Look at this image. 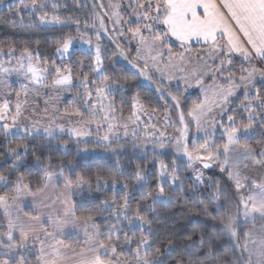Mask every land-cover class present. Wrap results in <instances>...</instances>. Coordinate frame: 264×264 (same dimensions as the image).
I'll return each mask as SVG.
<instances>
[{"label":"snow or ice","instance_id":"1","mask_svg":"<svg viewBox=\"0 0 264 264\" xmlns=\"http://www.w3.org/2000/svg\"><path fill=\"white\" fill-rule=\"evenodd\" d=\"M3 3V0H0ZM130 4H135L133 9L134 14L137 17V23L135 27L129 26L127 33L130 34L129 39L135 40L139 47L137 48L136 59L144 61V67L139 69V73L146 78L148 77V59L153 61L152 67L157 72L161 73V82L159 87L163 88V79L166 72L171 69H178L181 72L186 71L184 66V55L180 54V63H174L169 60L164 68H160L156 61L158 58H162V49L168 46L167 42L170 38H175L180 42V46L184 48L185 52L190 51L191 42L193 40L202 41L208 46V56L212 58L220 59V67L217 71H221L223 65L227 61L228 64L232 63L229 58L231 53H240L245 60H251L254 57H259L264 60V0H130ZM96 5H93L95 7ZM12 6H10L11 8ZM18 7L24 9H30L34 13H42L39 15L41 22H51L55 24H64L65 21L57 15L51 17L48 16L44 9L47 7L45 0H30L29 3H25L24 0H19ZM53 9L57 7L56 4L52 5ZM99 7H103L102 4ZM113 9H118L119 5H110ZM104 15H109L105 13ZM115 17L114 24L123 25L126 22L123 21L119 11H113L109 15V19ZM95 20L99 22L100 29L107 31L104 23L103 16L96 14ZM78 36H73L71 33L62 35L59 40L55 42V51L60 54L61 57L72 55L74 48V41L79 39L82 43L87 44L89 52L87 55L94 62L92 71L96 74V78L89 80L85 75L80 79V83L84 86L85 103L86 107L91 109L88 113L86 120H81L80 127H74L69 129L70 133L76 137L89 135L90 133L85 129L84 125H90L95 122L97 131L103 126L101 121L107 123V131L104 136L101 137L103 141H110L112 136H116L115 129L117 124L110 122V119H114L112 115L114 113V106L109 101L105 104L104 101L113 94L117 89L124 88L123 84L113 80L106 74V68L104 60L107 58L99 43L92 44L91 38H85L86 32H79L80 21L76 20ZM162 25V28L157 30L154 26ZM89 26L85 21V27ZM95 27V22L91 24ZM145 33H148L145 35ZM97 40H99L100 32L95 33ZM119 35L124 36L125 32L123 28ZM120 48V45L117 44ZM15 48L9 47L8 54L14 53ZM168 51L171 52V47L168 46ZM141 52H147L148 56H141ZM155 52V55L152 53ZM4 53V49L0 48V54ZM119 55H125L123 48L120 49ZM21 58H27L29 64L25 72V79L29 80V83L34 85L48 86L46 81V73L48 68L36 67L31 61L33 59L32 52L25 47L21 53ZM39 53H37V58ZM21 68L24 67L21 61ZM83 66V61H78ZM136 67V65H133ZM207 67V66H205ZM0 71L8 72L7 68H0ZM55 78L51 80V87L56 88L58 86H68L72 84V68L71 67H55ZM257 70L241 69V75L239 76V83L236 82L235 77L231 74L228 77V86L221 85L217 92L213 93V96H218L219 101L209 102L207 98L204 101L193 104L188 109L187 115L195 121L197 128L202 126V122L207 121L209 114L213 112V107H219L221 114L224 112V105L228 102L229 97L235 94V90L241 86H244V100L241 101V108L243 112L247 113V123L241 122L239 125L233 115H228L227 120L229 124L224 128V135L226 136V142L223 144L209 143L207 138L203 143L197 141L192 142L191 148L188 145V126L185 122V114L183 111L179 113V122L183 125V128L179 131V135L171 138L165 137V133L161 132L159 138H153V160L158 163V174L156 177V183L154 187H151L145 200L151 199V204L137 203L133 208L130 205V192L129 186L123 185L125 189L122 197V202L117 203L115 196L112 201H104L102 211H109L111 216L114 217L115 223L110 227L109 239L107 241L99 239L98 225H96L94 215L77 216L75 212V205L71 199L61 193L64 196L63 214L53 218L48 217L53 231H49L44 226L40 216H33L25 213L23 217L16 216L15 218L9 217L6 224V231L0 232V264H29L27 257L23 254L24 251L30 250L31 246L39 244L38 255L36 257L35 264H119L118 260L114 262L111 259H104L100 254V250H104L106 255L109 251L115 255L119 246V230L118 225L122 222H127L128 231L133 232V236H128L127 232L124 233V243H135L134 259L136 264H169V257L177 251V243L171 237H165V244H157L155 247V254L149 255L153 251V239L154 235V219L144 215L145 212L157 213L156 205H166L173 202V196L166 191V187L175 188L179 186L183 190L184 184L179 175L180 166L177 164L174 158L171 161V166L165 163L163 159H160V155L163 154V150L166 146H173L177 154L182 153L187 157V167L191 168L194 173V182L196 184L205 183L203 172L195 167L197 163L202 165L204 169L212 167L213 163H216L221 172H227L228 177L235 182V188L239 194V200L237 204V212L235 214H229L221 218V223L232 237H237V246L241 247L242 252L248 253V259L245 264H264V238L258 242V246L255 250L249 249L247 243L243 246L239 245V237L236 229L237 221L242 214L244 222L251 221L254 223L257 218L264 220V180L250 182L251 188L256 191L248 195H244L240 192L241 189L246 187L247 177L241 175L239 168L243 164L247 167L245 162H251L253 165L264 168V148L257 151L255 147L247 142H241V136H247L250 131H253V125L259 118L260 135L264 137V95L261 94V90L255 87L254 73ZM247 72V75L243 73ZM191 76L195 77L196 83L202 82V71L198 68H192ZM264 78V71L260 73ZM169 80L171 75L167 77ZM185 82H188V77H184ZM90 85H95L94 93L99 108L96 104L88 103L93 99V90L90 89ZM249 85L252 86L254 91L249 90ZM24 89V96H27L28 85H22ZM159 90V89H158ZM168 95L172 96L169 92ZM17 100L14 107L11 101L3 99L0 101V134H2L7 140L11 135H15L16 132L23 131L25 138L31 137L33 140L43 139L51 141L57 139V131L63 133L65 127L62 124H57L54 119L49 118L47 124L41 123L40 120H31L25 116V104L26 99L22 101L20 99L21 93H16ZM134 103L132 105L134 111L128 118L129 123H136L138 116L136 115V109L140 107L139 94L132 97ZM175 101V106L180 107V101L177 96H172ZM47 111V109H45ZM67 112V110H65ZM99 112H105L103 116L97 119ZM72 115L82 116L80 109L73 110ZM23 121H29L24 123ZM129 123H125V135H127V128ZM166 123H170V120L166 118ZM215 124V120L212 121ZM15 130V131H14ZM135 135V132L133 133ZM206 137L211 134L206 133ZM174 142V143H173ZM49 145L41 143L37 147L44 149ZM67 147L66 142L63 145ZM141 144H134V147H142ZM157 149L160 153H157ZM33 152L35 161L40 164L44 171L43 183L32 190L30 184L24 183V176L17 177L15 182L16 195L11 197L13 203L17 200L19 195L24 194L32 195L36 197L43 194L48 188L49 184L53 181L57 175L63 178L64 188L67 193L71 192V189L76 187H82L85 184L91 186V182L84 176H78L75 181L70 177L65 176L62 165H54L51 163V158L48 157V162L45 163L41 160V155H36L32 145L29 143H20L16 146L8 144L7 154L13 157V163L8 169L9 174L14 173L20 166V162L24 160L27 153ZM221 156L223 160H221ZM60 167V172L57 174L54 169ZM145 168L137 165L134 170V176L137 184L140 186L141 191L148 183V177L145 175ZM10 179L9 175L0 173V182L5 185L8 184ZM109 180L113 187L117 184L116 177H96V183L99 185L101 181L106 185ZM214 199L219 201L221 196L224 195L219 184L215 185ZM59 198V197H58ZM8 197L0 195V205L7 206ZM205 215H208L207 208L204 209ZM85 226L91 225L92 232H89L85 227V234L88 239L85 242L84 247L76 248L70 244H65L63 240L57 239V233L63 229L67 224ZM264 228V226H262ZM140 232L139 236H135V231ZM116 232L115 243L112 240L113 232ZM18 233V236L16 235ZM251 233H244L245 241L249 240ZM188 239L191 240L192 236L189 235ZM200 242L203 243V235L200 237ZM253 243H256L253 241ZM191 247V246H189ZM211 252V249H209ZM123 255V252L120 253ZM174 264H185L182 257L176 259ZM195 264H202L200 261H196Z\"/></svg>","mask_w":264,"mask_h":264},{"label":"trees","instance_id":"2","mask_svg":"<svg viewBox=\"0 0 264 264\" xmlns=\"http://www.w3.org/2000/svg\"><path fill=\"white\" fill-rule=\"evenodd\" d=\"M30 2V0H27ZM126 3L130 0H125ZM47 7L44 12L48 16L57 15L65 21L64 24H42L39 21V15L42 13L18 14L16 12L17 5L5 7L0 10V48L4 49L5 55L8 53V48H15L14 54L20 56L21 51L27 47L34 56V62L38 67H47L46 84L51 86V80L55 78V67H71L72 68V84L69 86V96L62 101L59 112L70 117L75 123L80 125L81 120L88 118V113L92 111L86 107L84 92L85 88L80 83V79L87 75L89 80L96 78V74L92 71L93 61L87 55L89 48L87 44L82 43L79 39L74 43L75 47L70 58L59 60L56 56L55 42L60 39L62 35L71 33L73 36H78L76 20L80 21L79 32H86L85 38H91L92 44L99 43L107 57L104 60L106 74L113 80L123 84L124 88L117 89L113 94L105 100L107 104L109 101L114 106V119L112 123H116L118 127L124 128L125 123H129L128 118L132 115L134 109L132 107L134 101L133 96L139 94L140 107L138 111L147 114L148 122L150 117L159 118L165 114V107L171 119L176 121L177 116L181 111L184 112L185 118L188 109L193 104L202 102V94L200 90H193L185 92L183 88L172 86L167 87L163 85L160 88V82L151 77L152 81L148 82L147 78L139 73V69L143 68L141 64L136 61L137 47L130 45L127 28L129 26L135 27L127 23L129 17L125 16V12L121 13L123 21L126 23L122 26L114 24L113 19H109V15H104L96 4L95 0H45ZM57 7L53 9L52 5ZM93 5H96L93 7ZM136 7L131 5V9ZM134 13V12H133ZM131 13V17L133 16ZM96 14L103 16L107 31L100 29L99 22L95 20ZM137 20V17H136ZM85 21L89 26L85 27ZM95 22V27L91 24ZM119 27V29H118ZM157 30L161 29V25L154 26ZM123 28L127 42L121 37L118 38L119 33ZM99 31L100 37L97 40L95 33ZM167 42L168 46L177 52V46ZM120 45V48L117 47ZM167 47V46H166ZM123 48L125 56L119 55L120 49ZM37 53L39 56L37 58ZM230 69L225 74L237 75L241 73V68H247V62L239 57L234 56ZM78 61H83L81 66ZM130 62V63H128ZM133 65H136L134 67ZM212 82V79H208ZM93 90V99L88 103L99 104L96 101L94 88L95 85L89 86ZM255 87L261 90L264 95V83H255ZM159 89V90H158ZM58 90V89H56ZM59 91V90H58ZM177 96L180 101V107L175 106L172 96ZM244 96V95H243ZM240 96L236 102L229 109L228 115H233L236 123H247V113L243 112L241 108V101L244 97ZM80 109L82 116L72 115L70 113L75 109ZM240 109V111H238ZM67 110V112L65 111ZM137 111V110H135ZM105 112H99L97 119L103 116ZM155 119H151V126L155 125ZM103 126L97 131L96 123L84 125L85 129L90 133L89 135L76 137L67 134H56L57 139L51 141L36 139L31 137L25 138L24 134L10 135L7 140L0 134V173L9 175L10 179L7 185L0 182V195L11 198L14 196L15 182L20 175L24 176V183L30 184L33 191L40 186L44 181V171L40 164H37L32 151L26 154L20 166L14 172L9 174L8 169L13 163V157L7 154L8 144L16 146L20 143H29L34 149L35 154L41 155V160L48 162V157L51 158V163L54 165H62L64 175L70 177L73 181L78 176H84L91 182L83 185V194L81 198H76L75 191L73 193V202L75 205V212L77 216L94 215L95 223L98 225L100 237L99 239L107 241L109 239L110 227L115 223L109 211H102L103 202L112 196H115L118 202L122 201L125 189L124 184L129 186L130 205L134 208L137 203L151 204V199L145 200L148 190L155 186L156 177L158 174V163L153 160V137L149 130H145L138 124L137 133L133 132L124 134H116L112 136L110 141H103L101 137L107 131V123L101 121ZM137 124V123H135ZM157 124V123H156ZM259 118L253 125V131H250L247 136H241V142H247L257 149V151L264 148V137L260 135ZM81 126V125H80ZM129 126H134V123H129ZM128 126V127H129ZM158 127V126H157ZM150 129V127H149ZM167 136V135H166ZM175 137V136H174ZM167 138H171L167 136ZM66 142L67 147H64ZM142 147H134V144H141ZM41 143L49 145L44 149H39L37 146ZM174 143V142H173ZM225 143L224 138L216 139V144ZM157 153L160 150L157 149ZM176 159L180 166L179 175L183 181V190L179 186L174 189L166 187V191L173 196V202L166 205L157 204V213L145 212L144 215L154 219L153 229L155 235L153 239V251L149 255L155 254V247L157 244H165V237H171L177 243V251L169 257V264H174V261L180 257L184 259L185 264H195L196 261L202 264H245L248 259V253L242 252L241 247L237 246V237H232L225 231L221 218L229 214L237 212V204L239 194L235 188V182L231 180L226 172H221L216 166L204 169L202 165L197 163L195 167L201 168L203 172L205 183L196 184L194 182V174L191 168L187 167L186 157H182L175 152L173 146H166L160 159L171 166V161ZM140 165L145 168V175L148 177V183L141 191L140 186L136 182L134 170L136 166ZM61 169L57 167L54 171L57 173ZM116 177L117 184L122 187L118 192V196L114 194L113 190L106 191L98 188L96 177ZM111 181V180H110ZM219 184L224 195L219 201L214 199L215 185ZM76 187V186H74ZM246 188V187H245ZM241 189L240 192L245 196L253 193V189ZM207 208L208 215H205L204 209ZM237 221L236 229L239 237V245L243 246L247 243L249 249L255 250L258 242L264 238V220L257 218L253 223L251 220L245 223L243 219L242 209ZM4 219L0 216V232L6 231L4 227ZM119 230V246L117 248L118 256H125L128 252L124 251L126 244L124 243V233L128 236H133L132 231H128V227L124 224L118 225ZM251 233L249 240L245 241L244 233ZM116 232H113L112 240L115 243ZM140 235L138 230L135 231V236ZM192 239L189 240L188 236ZM203 235V243L200 242V237ZM65 244H70L76 248L82 247V240H77L73 236H68L62 239ZM255 241L256 243H253ZM134 249L136 247L135 243ZM191 246V247H189ZM211 249V252L209 251ZM123 252V255L120 253ZM36 255L30 256L31 262L35 264Z\"/></svg>","mask_w":264,"mask_h":264},{"label":"rangeland","instance_id":"3","mask_svg":"<svg viewBox=\"0 0 264 264\" xmlns=\"http://www.w3.org/2000/svg\"><path fill=\"white\" fill-rule=\"evenodd\" d=\"M97 6L99 7L100 4L103 5V7H99V9L103 13H108L111 15L113 11H119L120 15L122 12H125V16L129 17L127 19V23L136 25V15L133 13V9H131L130 2H127L125 0H95ZM25 3H29V1L24 0ZM19 0H3V3H0V10L5 7L15 6L17 5L16 12L18 14H34L30 9H24L22 7H18ZM110 5H119L118 9H113L110 7ZM131 13H133V16L131 17ZM113 19L115 17H112ZM40 23L46 25L50 24L49 22H41ZM120 26V25H117ZM162 28V25H161ZM119 29V27H118ZM148 33H145L147 35ZM126 35V34H125ZM118 36L120 40L121 37L124 39L125 42H127V36ZM169 42L177 46V52H173V48H171V52L168 51V46L164 47L161 51L163 53L162 58H158L156 63L160 68H164L165 64L172 60L174 63H180V54L183 53L184 55V66L186 67V71L181 72L178 69H171L169 72L165 73L164 79H163V85L167 87L177 86L180 88H183L185 92H191L195 89L200 90L202 94V101L207 98L210 103L213 101H219L218 96H213L214 92H217L219 87L223 85L224 87L228 86V77L230 74H225V72H228L230 69L231 64H228L227 61L223 65V68L221 71H217V68L220 67V59L219 58H212L208 56V46L204 43L197 44L191 42V49L190 51L185 52L184 48L180 46V42H176V40L173 38L169 39ZM130 45H136L138 48L139 45L135 40L128 41ZM170 43V44H171ZM74 43V48L72 50H75V47L78 46ZM141 56L147 57V52H141ZM152 55H155V52L152 53ZM56 56L59 60H65L68 59V56L61 57L59 53H56ZM236 56L234 53H231L229 58L232 60L233 57ZM137 57V54H136ZM135 57V58H136ZM242 58H244L241 55ZM241 58V59H242ZM245 62H247V68L252 69L253 67L257 70L254 73V84L255 83H264V78L261 77L260 73L264 71V60L261 59H251V60H245L242 59ZM18 61H21L24 65L23 68H21V64L18 63ZM136 61L141 64L144 67V61L143 60H137ZM233 62V60H232ZM31 63L38 67V64L34 62V56L31 61ZM130 63V62H128ZM29 64V60L27 58H21V56H18L14 53L12 54H5L0 55V68H7L8 72L0 71V101L3 99H8L11 101L12 106L14 107L15 102L17 100L16 93L20 92L21 96L20 99L24 101L26 99L27 103L25 104V116L29 117V121L31 120H40L41 123L47 124L49 122V118H52L55 120L57 124H62L65 127V131L63 133L57 131V134H67L70 136H74L68 131L71 128L74 127H80L79 124L75 123L70 117H67L65 114L59 112L60 106L62 104V101L69 96V89L70 85L68 86H58L56 88L53 87H47L44 86V84L41 85H34L29 83V80L25 79V72L27 70V65ZM153 61L151 59H148V77H153L157 79L159 82H161V73L157 72L155 68L152 67ZM207 66V67H205ZM198 68L202 71V82L196 83L195 77L191 76V70L192 68ZM242 69V68H241ZM232 75L235 77V80L237 83H239V76L241 75ZM244 75H247V72L243 73ZM171 75V79L169 80L167 77ZM188 77V82H185L184 77ZM212 79V82H209L208 79ZM149 80L148 82L152 81V79L147 78ZM46 82V81H45ZM27 84V96H24V89L22 88V85ZM58 89V90H56ZM249 90L254 91L252 89V86L249 85ZM244 86L241 84L239 88L235 90V94L231 97H229L228 102L224 105V112L221 114V109L219 107H213V112L209 114V117L207 121L202 122V126L198 129L196 126L195 121L191 119V117L185 118V122L188 126V145L189 148L192 146V142L195 140L198 143H203L204 139L207 138L209 140V143H216V139L224 138L226 142V136L224 135V128L228 126L229 121L227 120L229 109L234 105L236 102H234L237 98L244 95ZM244 97V96H243ZM47 109V111H45ZM136 115L138 116L137 124L134 123V126H129L127 128V133L129 132H136L138 130L137 126L138 124L141 125L145 130H149L150 135L153 138H159L160 133H165V137L170 136H178L179 131L183 128V125L179 122V115L176 118V121H173L167 112V109L165 107V114L163 117H161L160 122L158 121L159 118L157 117H150L149 121L147 120V114H144L142 112H139L138 109H136ZM240 111V109L238 110ZM155 119L154 126H151V119ZM166 118L170 120V123H166ZM215 120V124L212 123V121ZM29 121H23L24 123H28ZM113 120L110 119V122L112 123ZM105 123V122H104ZM103 125V123H101ZM116 124V123H114ZM137 125V126H136ZM158 126V127H157ZM150 127V129H149ZM15 131V130H14ZM116 134H124L125 128L117 127L115 129ZM206 133L211 134L210 136L206 137ZM17 134H24L23 131L16 132ZM11 135V134H10ZM167 135V136H166ZM183 157V154H178ZM185 157V156H184ZM187 161V157L185 159ZM221 160H223V157L221 156ZM188 162V161H187ZM248 164L247 167H244L243 164L240 165L239 171L242 176L247 177L248 180L246 183L245 190H249L251 187L250 182L252 180L261 181L264 180V168H261L260 166L253 165L251 162H245ZM214 166L217 167L218 170L220 168L217 166L216 163H213ZM201 170V168H199ZM221 171V170H220ZM60 172V171H59ZM57 172V174L59 173ZM64 172V171H63ZM227 173V172H226ZM194 174V173H193ZM2 183V182H1ZM4 185V183H2ZM98 188L104 189L106 191L113 190L114 194L118 196V192L122 190V187L118 184L113 187L111 181L109 180L108 184H104L103 181L99 185H97ZM83 187H73L71 189L70 193H67L64 188V182L63 178L59 177L58 175L54 177L53 181L49 184L46 191L38 195L34 198L30 197L28 194H24L22 191V194L19 195L16 202L19 205L25 204L28 206H25L24 214L28 213L29 215L33 216H40L42 222L44 223V226L48 228L49 231H53V228L48 221V217L52 216L53 218L57 217L58 215L63 214L64 204L63 199L64 196H61V193H65L66 196L71 197V201L73 202V193L75 191L76 198H81L83 194ZM253 192L256 190L254 188ZM14 195H16V189L14 191ZM32 196V195H31ZM47 196V197H46ZM45 197V198H44ZM59 197V198H58ZM114 196L110 197L109 199L105 201L111 202ZM44 198V199H43ZM116 198V197H115ZM11 199V198H8ZM43 199V200H42ZM12 201V200H11ZM117 203H121L122 201ZM15 202V203H16ZM20 202V203H18ZM74 203V202H73ZM14 203H11L7 206L0 205V216L4 219V227H6L7 221L9 217L15 218L16 216H19L18 209H14ZM111 216V215H110ZM112 217V216H111ZM114 218V217H112ZM244 219V218H243ZM251 220V218L249 219ZM125 226H127V222H122ZM85 227H87L89 232H92L91 225L85 226L82 223L79 225H72L67 224L63 227L62 230H60L57 233V239L62 240L63 238H66L68 236H73L77 240H82V244L84 247L85 242L88 239V237L85 234ZM99 230V229H98ZM100 232V231H99ZM18 236V234H16ZM139 236V235H138ZM100 237V233H99ZM38 249L39 244H36L34 247L31 246L30 243V250L24 251L23 254L27 257L28 261L31 262L30 256L32 255H38ZM124 251L128 252L125 256H118L117 253L113 255L110 251L105 255L104 250H100V254L103 256L104 259H111L114 262L118 260L119 264H136V260L134 259V244H126L125 248H123ZM2 258V257H0Z\"/></svg>","mask_w":264,"mask_h":264},{"label":"crops","instance_id":"4","mask_svg":"<svg viewBox=\"0 0 264 264\" xmlns=\"http://www.w3.org/2000/svg\"><path fill=\"white\" fill-rule=\"evenodd\" d=\"M175 39V38H174ZM176 42H178V41H176ZM193 42V44L194 43H197V44H201V43H203L202 41H196V40H193L192 41ZM235 55H236V57H239V58H242L241 57V54L240 53H234ZM242 59H245V58H242ZM253 59H260L259 57H254ZM252 59V60H253ZM30 197H32V198H34V199H36L35 197H33V196H31V195H29ZM47 197V196H46ZM45 198V197H44ZM43 198V199H44ZM69 198L71 199V197H70V194H69ZM42 199V200H43ZM16 202V201H15ZM11 203H13L12 201H11V199H8V204L7 205H9V204H11ZM18 203H20V202H18ZM14 209L16 208V209H18V214H19V216H21V217H23L24 216V210H25V206H28V205H25V204H22V205H19V204H17V202L16 203H14ZM18 234V233H17Z\"/></svg>","mask_w":264,"mask_h":264}]
</instances>
